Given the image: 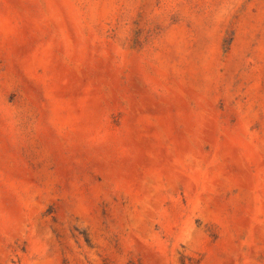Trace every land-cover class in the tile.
Returning <instances> with one entry per match:
<instances>
[{"label":"rangeland","instance_id":"obj_1","mask_svg":"<svg viewBox=\"0 0 264 264\" xmlns=\"http://www.w3.org/2000/svg\"><path fill=\"white\" fill-rule=\"evenodd\" d=\"M0 264H264V0H0Z\"/></svg>","mask_w":264,"mask_h":264}]
</instances>
